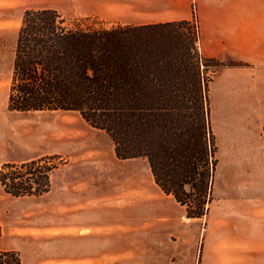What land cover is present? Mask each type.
Listing matches in <instances>:
<instances>
[{"label": "rangeland", "instance_id": "1", "mask_svg": "<svg viewBox=\"0 0 264 264\" xmlns=\"http://www.w3.org/2000/svg\"><path fill=\"white\" fill-rule=\"evenodd\" d=\"M38 8L104 28L185 16L200 48L198 0H0V173L30 161L51 168L42 195L0 185V249L22 264H264V62L238 52L206 62L217 165L207 213L191 218L145 159L117 158L77 112L7 109L15 31Z\"/></svg>", "mask_w": 264, "mask_h": 264}, {"label": "trees", "instance_id": "2", "mask_svg": "<svg viewBox=\"0 0 264 264\" xmlns=\"http://www.w3.org/2000/svg\"><path fill=\"white\" fill-rule=\"evenodd\" d=\"M187 19L115 27L69 23L55 8L26 9L15 31L9 111H73L106 133L119 159L143 158L153 181L201 218L216 170L209 121V60ZM5 164L13 197L48 191L50 167ZM0 264H22L0 249Z\"/></svg>", "mask_w": 264, "mask_h": 264}, {"label": "crops", "instance_id": "3", "mask_svg": "<svg viewBox=\"0 0 264 264\" xmlns=\"http://www.w3.org/2000/svg\"><path fill=\"white\" fill-rule=\"evenodd\" d=\"M198 4L202 17L200 51L203 55L254 53L256 63L264 62V0H198ZM169 20L177 19L146 22L134 19L133 24ZM256 45L258 50H252Z\"/></svg>", "mask_w": 264, "mask_h": 264}]
</instances>
